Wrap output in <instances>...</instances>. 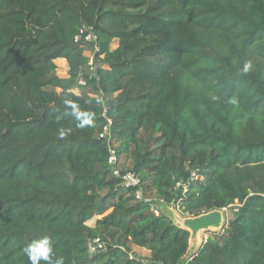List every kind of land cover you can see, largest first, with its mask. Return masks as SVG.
Listing matches in <instances>:
<instances>
[{"label":"trees","instance_id":"trees-1","mask_svg":"<svg viewBox=\"0 0 264 264\" xmlns=\"http://www.w3.org/2000/svg\"><path fill=\"white\" fill-rule=\"evenodd\" d=\"M108 119L141 199L109 165ZM155 201L236 212L188 256ZM43 237L64 264H145L132 246L147 264H264V0H0V264H30Z\"/></svg>","mask_w":264,"mask_h":264},{"label":"built area","instance_id":"built-area-1","mask_svg":"<svg viewBox=\"0 0 264 264\" xmlns=\"http://www.w3.org/2000/svg\"><path fill=\"white\" fill-rule=\"evenodd\" d=\"M77 42H81L84 40V42L93 43L95 45L96 52L99 51V45H98V38L96 34L92 31V27H86L81 29L80 34H78L75 38ZM89 57V65L91 66V70H94L96 68V62L94 55L88 56ZM80 83L82 85L86 84V81L84 79H80ZM111 120L108 119V123L104 127L102 133L100 134L101 138H104L107 140L109 144L110 149V156H109V165L114 171L115 175H119L122 177L123 185L128 188H136V197L138 199H141L143 197L142 189H141V179L139 176L132 172H126L125 174H121L120 169L118 168V153L116 150V147L112 145L111 143ZM192 178L195 180H199L202 178V176L199 174L197 170H195L192 173ZM156 215H159L160 212L158 208H155ZM106 249V242L101 237H95L91 238L88 241V250L91 255L97 254L101 251H104Z\"/></svg>","mask_w":264,"mask_h":264},{"label":"rangeland","instance_id":"rangeland-1","mask_svg":"<svg viewBox=\"0 0 264 264\" xmlns=\"http://www.w3.org/2000/svg\"><path fill=\"white\" fill-rule=\"evenodd\" d=\"M118 45H119V41L114 40L112 42L111 48L115 49L118 47ZM86 55L87 56H91V55L93 56L94 55V57H95L96 51L89 49L86 51ZM67 64L68 63L64 59L63 60L60 59L57 63L58 68H59V70H58L59 74H61L62 76L67 75V72L69 69ZM154 204H155L154 205L155 208H158L160 213L167 215L175 223L180 225V220L184 217L182 216V214L180 213V211L178 210V208L174 204H167V203L158 202V201H155ZM235 212H236V209H234V208L223 209L224 224H226L229 220L233 219ZM222 227L221 228H215V229L210 230V231L200 232L198 239L195 242L191 243V247H190L188 256L191 255L193 252H195L196 249L199 247V245L208 238L210 232L220 231L222 229ZM107 245H108V243L106 242V247H107ZM131 255L135 259L140 260L141 262H144L145 264H147V261L149 259L148 251H144L142 249H139V246H132Z\"/></svg>","mask_w":264,"mask_h":264},{"label":"clouds","instance_id":"clouds-1","mask_svg":"<svg viewBox=\"0 0 264 264\" xmlns=\"http://www.w3.org/2000/svg\"><path fill=\"white\" fill-rule=\"evenodd\" d=\"M250 68V65H245L244 71L247 72ZM215 99V98H214ZM230 103L235 104L236 100H230ZM92 120L86 119L79 126L83 127L85 124H91ZM59 135L63 137L65 132L60 131ZM24 253L27 255L30 264H41V261L45 264H64L63 257L57 258L53 242L48 237H43L38 240H34L29 243L24 249Z\"/></svg>","mask_w":264,"mask_h":264},{"label":"water","instance_id":"water-1","mask_svg":"<svg viewBox=\"0 0 264 264\" xmlns=\"http://www.w3.org/2000/svg\"><path fill=\"white\" fill-rule=\"evenodd\" d=\"M180 225L191 232L190 241L195 242L200 232L221 228L224 225L223 210L217 209L195 217H184Z\"/></svg>","mask_w":264,"mask_h":264},{"label":"crops","instance_id":"crops-1","mask_svg":"<svg viewBox=\"0 0 264 264\" xmlns=\"http://www.w3.org/2000/svg\"><path fill=\"white\" fill-rule=\"evenodd\" d=\"M60 59H57L56 60V63H58V61H59ZM61 60H63V59H61ZM65 60V59H64ZM66 61V60H65ZM67 62V61H66ZM68 65V64H67ZM139 249H142V250H144V251H148V256L150 257L151 256V252L149 251V250H147V249H145V248H142V247H139Z\"/></svg>","mask_w":264,"mask_h":264}]
</instances>
